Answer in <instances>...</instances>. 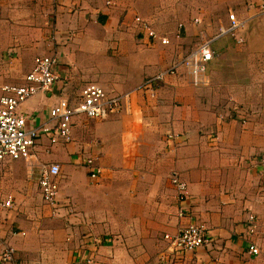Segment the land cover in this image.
Segmentation results:
<instances>
[{
  "label": "crops",
  "instance_id": "0c3cea01",
  "mask_svg": "<svg viewBox=\"0 0 264 264\" xmlns=\"http://www.w3.org/2000/svg\"><path fill=\"white\" fill-rule=\"evenodd\" d=\"M256 1L202 0L203 22L175 24L179 5L194 9L195 0H0V85L20 84L35 56L55 59L49 89L15 109L26 128L45 123L58 98L74 102L84 83L127 94L123 108L105 120L73 117L64 145L50 144L47 134L38 138L33 164L58 165L53 204L42 201L34 167L0 164V201L10 198L0 250L12 249L1 264H79L87 256L92 264H264V168L258 164L264 106L256 114L248 108L246 122L244 112L227 117L225 111L227 99L264 98L253 85L264 82ZM226 12L243 23L237 37L244 43L229 36L210 43L206 86L193 88L177 74L162 78L154 98L135 90L179 59L191 35H210L225 23ZM135 16L166 21L167 44L146 38ZM84 158L98 168L93 178ZM172 174L185 185L180 207L207 238L181 254L162 238L187 221L175 215Z\"/></svg>",
  "mask_w": 264,
  "mask_h": 264
},
{
  "label": "built area",
  "instance_id": "2783aa9c",
  "mask_svg": "<svg viewBox=\"0 0 264 264\" xmlns=\"http://www.w3.org/2000/svg\"><path fill=\"white\" fill-rule=\"evenodd\" d=\"M256 9L264 14V0H257ZM194 22H198L194 20ZM133 23L136 28L143 32L146 38L157 40L159 44H167V39L159 37L150 28L149 24L135 16ZM234 14L228 12L226 21L216 27L214 34L194 44L179 59L171 60L163 69L152 75L146 76L135 89L154 98L160 81L166 75H180L187 79L189 86L201 88L208 84L205 74L207 63L213 58L210 43L222 36L231 37L234 42L240 44L241 39L237 32L242 27ZM55 59L49 55H40L32 58L29 70L22 76V82L17 85H0V164L6 161H22L29 168L34 167L36 173V185L44 203L53 204L57 191L58 165L56 163H36L34 160V147L42 134H47L50 144H66L70 140V129L73 117H83L88 120L102 121L110 114L119 112L127 101V94H114L105 91L94 82L84 83L77 98L70 102L65 98H58L47 110V121L39 128H26L24 117L15 112L16 107L25 99L41 91H47L55 80L52 67ZM179 70H182L179 73ZM235 112V110H234ZM168 138L173 135H168ZM258 164L264 168V150L259 152ZM82 165L86 169L87 176L93 178L98 173V168L92 165V160L84 158ZM264 171V169H263ZM169 182L175 190V200L178 204L176 217L187 218L186 223L179 225L171 235L163 234L162 238L167 242L171 252L181 254L193 251L199 246L206 244L205 229L200 223L190 221L189 215L180 207L185 198V185L172 174ZM10 198L0 201V207L8 208ZM249 231L254 229V218L251 214L246 216ZM248 252L256 255L257 250L248 246ZM12 249L3 247L0 250V264L9 261ZM79 264H92L89 256L80 260Z\"/></svg>",
  "mask_w": 264,
  "mask_h": 264
},
{
  "label": "rangeland",
  "instance_id": "374dc122",
  "mask_svg": "<svg viewBox=\"0 0 264 264\" xmlns=\"http://www.w3.org/2000/svg\"><path fill=\"white\" fill-rule=\"evenodd\" d=\"M194 5H195L194 9L187 7L186 4H184L182 6L179 5L178 10H177V12L179 14V18L178 19L176 18L174 20V23L175 24H181L179 22H183V21H187L189 23H192V22H194V20H197V21L200 20V22H203V16H204L203 13L204 12H203V8H202L203 7L202 0H195V4ZM191 9H193V10H191ZM227 13L228 12H226V14ZM259 13L261 14V16H258V19H256V21L254 23V26L256 28L264 27V15H262L263 13H261V12H259ZM181 14H183L184 18H180ZM187 14L189 15L188 18H187V16H188ZM153 21H154L153 23H151V22L148 23L147 22L149 24L150 28H152L154 30V32H155V34L157 36L164 37V38L167 39V35L165 34V31L163 29V28L166 27V21H164V20H153ZM168 22H171V20H168ZM215 30L213 31V33H211L210 35H206V36L191 35L189 37L190 38V45H188L189 47L186 49V51L189 48H191L194 44H196V43H198V42H200L202 40H206V39L210 38L214 34ZM177 35H179V33ZM179 37H182V35H179ZM183 37H184V35H183ZM200 37H202V40H201ZM241 41L242 42L240 44L243 45L244 40H241ZM230 42L232 43L233 39ZM253 85H255L257 88H260V89L264 90V82H259L257 84H253ZM231 104L233 106H231ZM251 106L253 108L252 109L253 110L252 113L256 114L257 113V108L260 109V107L264 106V98H261V99L258 98L257 100L227 99L226 100V106H225V111L227 113L226 116L227 117L235 116L237 113L236 112L234 113V110L237 111V112L238 111H242V112H244V114L240 115L241 117H243V118H240V121H245L246 122L248 120L249 115H250L249 111L251 110V109H248V108H250ZM7 210H8L7 208L0 207V221L5 219L4 214L6 213Z\"/></svg>",
  "mask_w": 264,
  "mask_h": 264
}]
</instances>
